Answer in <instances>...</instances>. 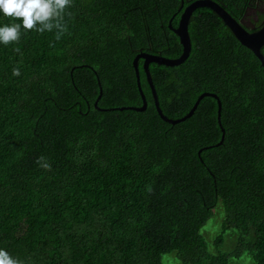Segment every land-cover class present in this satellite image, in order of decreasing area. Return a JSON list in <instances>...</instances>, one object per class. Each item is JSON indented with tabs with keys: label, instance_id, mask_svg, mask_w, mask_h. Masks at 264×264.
<instances>
[{
	"label": "trees",
	"instance_id": "obj_1",
	"mask_svg": "<svg viewBox=\"0 0 264 264\" xmlns=\"http://www.w3.org/2000/svg\"><path fill=\"white\" fill-rule=\"evenodd\" d=\"M215 1L240 21L250 0ZM181 5L70 0L0 41V249L19 264H264V67L218 15L196 10L189 58L150 72L165 116L212 93L221 127L213 97L163 121L142 60L147 110H100L142 106L139 53L181 56Z\"/></svg>",
	"mask_w": 264,
	"mask_h": 264
},
{
	"label": "water",
	"instance_id": "obj_2",
	"mask_svg": "<svg viewBox=\"0 0 264 264\" xmlns=\"http://www.w3.org/2000/svg\"><path fill=\"white\" fill-rule=\"evenodd\" d=\"M202 8L209 9L212 12H214L216 15H218L223 20L225 25L230 28V30L233 32V34L238 39V41L243 46L250 49L253 52V54L259 59L262 66L264 67V55L261 51L262 47L264 46V24L258 30H255L256 27L253 25L252 28L255 31L250 32L248 31V28H247L249 27V23L245 22L244 18L238 21L237 19H235L233 16L230 15V13L225 9V7H223L221 4H219L218 2L214 0H196L190 5H188L186 8H184V1L182 0V6L180 8V10L182 11V15L180 17L178 27L174 28L172 26V20L169 23L170 29L174 31L176 36H178L180 43L183 47V52L181 56L179 58L172 59V58H167V57H163L159 55L147 54L145 52L139 53L133 61V67H134L135 74H136L137 87H138V90L141 96L142 106H137V107L129 106V107H121V108L100 109V110H102L103 112L127 111V110L135 111V112H144L147 110L148 101L142 89L141 75H140V69H139V64H140V61L142 60L143 70L146 75L147 83L149 85V88L153 96L155 108L163 121H165L166 123L172 124V125H176L178 123L184 122L195 114L199 104L205 97H213L218 101V117H217L218 119L217 120L221 127L222 102L220 101L219 97L216 94H212V93H203L201 96H199L198 100L196 101V103L194 104L190 112L183 118L174 120V119H170L167 116H165V114L163 113L160 107L158 95H157V92H156V89L153 83V79L151 76V72H150L151 64L175 67V66H179L183 64L189 58L191 51H192V41H191V36L189 33L190 20H191L193 13L196 10L202 9ZM98 83H99V88H100V94L94 104L96 108H99L98 103L103 95V89H102L101 82L99 79H98ZM224 132L225 130L222 129L223 134H222V139H221L220 144H222L224 141V137H225Z\"/></svg>",
	"mask_w": 264,
	"mask_h": 264
},
{
	"label": "clouds",
	"instance_id": "obj_3",
	"mask_svg": "<svg viewBox=\"0 0 264 264\" xmlns=\"http://www.w3.org/2000/svg\"><path fill=\"white\" fill-rule=\"evenodd\" d=\"M69 3L70 0H0V13L22 20V24L0 27V41L7 44L9 41L17 40L21 27L26 30L33 29L38 22L48 20L54 10H63ZM52 26L51 23L45 25L49 30ZM37 30L43 32V29ZM56 38L60 39L61 35L58 34ZM13 75L19 76V70L14 69ZM0 264H19V261L12 258L8 251L0 249Z\"/></svg>",
	"mask_w": 264,
	"mask_h": 264
},
{
	"label": "rangeland",
	"instance_id": "obj_4",
	"mask_svg": "<svg viewBox=\"0 0 264 264\" xmlns=\"http://www.w3.org/2000/svg\"><path fill=\"white\" fill-rule=\"evenodd\" d=\"M220 218V217H219ZM215 220L213 219L207 226L206 230L213 226V222ZM209 230V229H208ZM205 231V233H210L211 230ZM212 232V231H211ZM204 234V232H202ZM212 236L214 234L212 233ZM236 241V236L235 235H228L226 236V242L223 250L227 253H230L234 247V243ZM163 264H182L179 259L176 257V254L172 253L170 255H166L163 258ZM231 264H254L253 258L250 254L245 253L240 260H233Z\"/></svg>",
	"mask_w": 264,
	"mask_h": 264
},
{
	"label": "flooded vegetation",
	"instance_id": "obj_5",
	"mask_svg": "<svg viewBox=\"0 0 264 264\" xmlns=\"http://www.w3.org/2000/svg\"><path fill=\"white\" fill-rule=\"evenodd\" d=\"M186 7L184 3V8ZM242 18H244L245 22L249 23V27H247L248 31L253 32L260 29L261 27H258L264 24V0H250ZM253 25L256 27L255 30L252 28Z\"/></svg>",
	"mask_w": 264,
	"mask_h": 264
}]
</instances>
